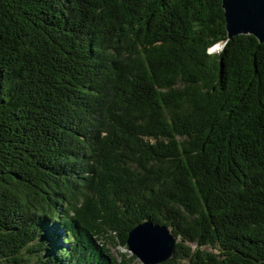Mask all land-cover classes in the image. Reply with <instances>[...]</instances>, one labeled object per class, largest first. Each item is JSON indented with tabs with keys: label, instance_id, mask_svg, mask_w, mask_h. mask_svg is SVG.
Listing matches in <instances>:
<instances>
[{
	"label": "trees",
	"instance_id": "trees-1",
	"mask_svg": "<svg viewBox=\"0 0 264 264\" xmlns=\"http://www.w3.org/2000/svg\"><path fill=\"white\" fill-rule=\"evenodd\" d=\"M220 3L0 0V264H131L145 221L264 264V42Z\"/></svg>",
	"mask_w": 264,
	"mask_h": 264
},
{
	"label": "water",
	"instance_id": "water-1",
	"mask_svg": "<svg viewBox=\"0 0 264 264\" xmlns=\"http://www.w3.org/2000/svg\"><path fill=\"white\" fill-rule=\"evenodd\" d=\"M220 4L227 39L241 34L264 42V0H221ZM176 242L170 228L145 221L128 231L125 248L140 264H158L172 257Z\"/></svg>",
	"mask_w": 264,
	"mask_h": 264
},
{
	"label": "rangeland",
	"instance_id": "rangeland-1",
	"mask_svg": "<svg viewBox=\"0 0 264 264\" xmlns=\"http://www.w3.org/2000/svg\"><path fill=\"white\" fill-rule=\"evenodd\" d=\"M190 246H192V244H190ZM195 246H192V249L194 248ZM106 248L109 250L110 254L112 256H114L115 258H117L119 260V253L120 254H124L126 256H130L131 254L124 248H121L120 246H117V245H112V244H109L106 246ZM207 251H209L208 249H206ZM187 261H179V264H186ZM134 263L135 264H140L137 259L135 258L134 260ZM133 262L131 264H134Z\"/></svg>",
	"mask_w": 264,
	"mask_h": 264
},
{
	"label": "clouds",
	"instance_id": "clouds-1",
	"mask_svg": "<svg viewBox=\"0 0 264 264\" xmlns=\"http://www.w3.org/2000/svg\"><path fill=\"white\" fill-rule=\"evenodd\" d=\"M215 50H219L216 46L215 47H213V48H211L210 50H209V52H214Z\"/></svg>",
	"mask_w": 264,
	"mask_h": 264
}]
</instances>
